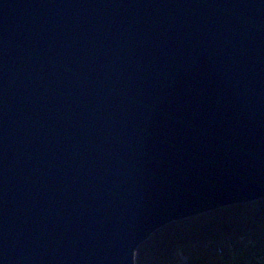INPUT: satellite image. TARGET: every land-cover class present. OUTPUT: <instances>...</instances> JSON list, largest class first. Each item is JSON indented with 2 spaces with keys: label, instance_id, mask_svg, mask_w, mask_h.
Masks as SVG:
<instances>
[{
  "label": "water",
  "instance_id": "1",
  "mask_svg": "<svg viewBox=\"0 0 264 264\" xmlns=\"http://www.w3.org/2000/svg\"><path fill=\"white\" fill-rule=\"evenodd\" d=\"M259 199L264 0H0V264H136Z\"/></svg>",
  "mask_w": 264,
  "mask_h": 264
},
{
  "label": "trees",
  "instance_id": "2",
  "mask_svg": "<svg viewBox=\"0 0 264 264\" xmlns=\"http://www.w3.org/2000/svg\"><path fill=\"white\" fill-rule=\"evenodd\" d=\"M136 257L137 264H264V199L171 223Z\"/></svg>",
  "mask_w": 264,
  "mask_h": 264
},
{
  "label": "rangeland",
  "instance_id": "3",
  "mask_svg": "<svg viewBox=\"0 0 264 264\" xmlns=\"http://www.w3.org/2000/svg\"><path fill=\"white\" fill-rule=\"evenodd\" d=\"M259 200H260V199H259ZM256 201H257V200H256ZM254 202H255V201H254ZM250 203H252V202H250ZM243 204H247V203H243ZM233 205H237V204H233ZM228 206H230V205H228ZM225 207H226V206H225ZM222 208H223V207H222ZM200 215H201V214H200ZM186 219H188V218H186ZM175 222H177V221H175ZM170 224H171V223H170ZM168 225H169V224H168ZM166 226H167V225H166ZM166 226H164V227H166ZM160 229H161V228H160ZM160 229L156 230V231H155V232H154V233H153V234H152V235H151L146 241L150 240L151 237L154 236V234L157 233V231H159ZM141 244H142V243H141ZM141 244H140V245H141ZM140 245H139V246H140ZM139 246H138V247H139ZM137 249H138V248H137ZM136 255H137V250H136V252H135V257H136ZM136 258H137V257H136ZM136 264H137V261H136Z\"/></svg>",
  "mask_w": 264,
  "mask_h": 264
},
{
  "label": "bare ground",
  "instance_id": "4",
  "mask_svg": "<svg viewBox=\"0 0 264 264\" xmlns=\"http://www.w3.org/2000/svg\"><path fill=\"white\" fill-rule=\"evenodd\" d=\"M241 204H243V203H241ZM218 209H220V208H218ZM182 220H184V219H182ZM179 221H181V220H179ZM172 223H174V222H172Z\"/></svg>",
  "mask_w": 264,
  "mask_h": 264
}]
</instances>
